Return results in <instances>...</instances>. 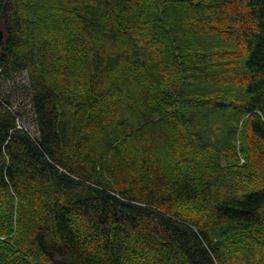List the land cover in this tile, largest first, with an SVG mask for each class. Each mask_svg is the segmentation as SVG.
<instances>
[{"label": "trees", "instance_id": "obj_1", "mask_svg": "<svg viewBox=\"0 0 264 264\" xmlns=\"http://www.w3.org/2000/svg\"><path fill=\"white\" fill-rule=\"evenodd\" d=\"M24 74L0 264H264V0H0Z\"/></svg>", "mask_w": 264, "mask_h": 264}, {"label": "rangeland", "instance_id": "obj_2", "mask_svg": "<svg viewBox=\"0 0 264 264\" xmlns=\"http://www.w3.org/2000/svg\"><path fill=\"white\" fill-rule=\"evenodd\" d=\"M28 89V77L24 75H15L9 80H3L0 78V95L5 96L12 104L15 110L30 109V105L27 99ZM27 110V111H28ZM32 113L29 112L27 115L20 116V121L24 126L32 133H36V126L32 119ZM239 143L241 144V138ZM262 157L260 156L259 159ZM245 159V158H241ZM245 160H242V163Z\"/></svg>", "mask_w": 264, "mask_h": 264}]
</instances>
